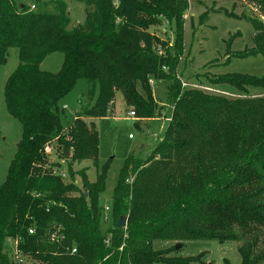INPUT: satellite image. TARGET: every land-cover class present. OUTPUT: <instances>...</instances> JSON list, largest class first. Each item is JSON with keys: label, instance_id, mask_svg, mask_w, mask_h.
I'll list each match as a JSON object with an SVG mask.
<instances>
[{"label": "trees", "instance_id": "obj_1", "mask_svg": "<svg viewBox=\"0 0 264 264\" xmlns=\"http://www.w3.org/2000/svg\"><path fill=\"white\" fill-rule=\"evenodd\" d=\"M77 1L85 5L78 24L65 0H31L34 10L0 0V65L10 48L19 54L5 84L6 105L22 127L0 185V264H15L6 247L10 238H19L21 251L38 264H190L201 257H171L170 250L154 249L157 240L237 241L240 264H264V95L249 91L264 89V76H208L213 85H231L235 98L183 88L177 76L190 2L212 1L210 10L218 11L220 0ZM230 1L252 3L264 17V0ZM247 19L253 46L234 55L264 56V21ZM163 23L174 24V44L150 31ZM57 51L64 54L61 69L42 70V61ZM153 78L168 82L170 124L147 158L123 163L107 226L100 197L111 162L94 182L86 168L74 169L87 160L99 166V133L87 120L108 116L118 92L138 118L161 115ZM80 79L91 85L95 102L66 128L60 102ZM55 168H64L68 179L53 174ZM121 217L127 219L123 228L117 226ZM55 230L62 238L52 242Z\"/></svg>", "mask_w": 264, "mask_h": 264}, {"label": "rangeland", "instance_id": "obj_2", "mask_svg": "<svg viewBox=\"0 0 264 264\" xmlns=\"http://www.w3.org/2000/svg\"><path fill=\"white\" fill-rule=\"evenodd\" d=\"M18 4L30 5L31 0H15ZM71 17L75 23L85 20V5L77 0H65ZM218 11L210 10L212 1L203 4L190 2L184 18V46L180 56L177 76L190 84H199L210 87L202 90L211 95H220L235 98L237 96L231 85H213L208 76L226 74H248L257 77L264 76V56L236 57L234 54L253 46L254 27L247 17L258 18L264 21L254 4L230 0H220L215 4ZM209 11L208 18L200 20L202 14ZM238 16H230L228 13ZM243 15V17H239ZM203 22V23H202ZM150 31L163 40L175 41L174 24L163 23L152 26ZM233 55V56H232ZM64 54L53 52L40 64L44 71L58 72L63 64ZM19 65L17 48H10L7 61L0 65V185L5 181L9 166L16 154L17 146L22 137V127L18 119L8 111L5 99V84L9 76ZM153 99L159 108L164 111L161 115L150 119H141L130 115L133 108L127 106L121 92L116 94L111 104V112L106 117L88 119L99 133V166L91 160L76 163L75 170L87 169L91 182L96 181L101 166L111 162L106 191L100 197L102 206L112 207V194L117 183L119 171L125 160L131 156L147 158L153 149L166 136L167 129L173 114V106L167 104L168 82L160 79L150 81ZM91 85L85 79H80L74 88L61 100V118L63 125L68 128L71 122L80 113V109L89 107L95 102V97L88 95ZM194 88L195 87H189ZM213 89L215 90L214 92ZM251 96L264 95L262 88H250ZM229 94H235L234 96ZM56 157H58L56 155ZM77 183L81 185L80 176ZM109 213L110 226L112 221ZM181 244V248H177ZM240 242L228 241L220 243L214 240H189L181 243L167 240H157L153 243L155 250H170L169 256L179 258H193L201 256L198 261L190 264H240L241 256L238 252ZM9 243L6 244L8 248ZM26 264H38L27 259ZM166 264V263H155Z\"/></svg>", "mask_w": 264, "mask_h": 264}, {"label": "built area", "instance_id": "obj_3", "mask_svg": "<svg viewBox=\"0 0 264 264\" xmlns=\"http://www.w3.org/2000/svg\"><path fill=\"white\" fill-rule=\"evenodd\" d=\"M30 10H34L36 8L34 3H31L29 5ZM182 87L183 88H189V87H195L197 89H204V90H209L211 91L210 87L204 86V85H199V84H190L189 82L183 80L182 81ZM215 90L213 89L212 92H214ZM223 94V93H220ZM228 96H234V94H229L227 93ZM130 115L132 116H136L134 111L130 112ZM46 152L48 154H53V146L52 145H47L46 146ZM56 158L55 156H51V160L54 161ZM62 163H64L62 161ZM53 174L60 176L63 180H67L68 179V174L67 171L64 168H55L53 170ZM111 212V207L110 206H103V222L104 223H108L109 222V213ZM30 234H34L36 232V229L34 227H31L29 229ZM62 238L61 234H60V230H55L53 232H50V240L52 242H57ZM7 243L10 244L9 246V251L10 254L13 257V261L15 262V264H26L27 262V257L25 256V254L21 251V249L19 248V238H15V239H8ZM73 253L76 252V249L72 250Z\"/></svg>", "mask_w": 264, "mask_h": 264}, {"label": "water", "instance_id": "obj_4", "mask_svg": "<svg viewBox=\"0 0 264 264\" xmlns=\"http://www.w3.org/2000/svg\"><path fill=\"white\" fill-rule=\"evenodd\" d=\"M21 7H24V4L21 5ZM126 222H127V219L126 217H121L118 222H117V226L120 227V228H123L126 226ZM182 245L181 244H178L177 248H181Z\"/></svg>", "mask_w": 264, "mask_h": 264}, {"label": "crops", "instance_id": "obj_5", "mask_svg": "<svg viewBox=\"0 0 264 264\" xmlns=\"http://www.w3.org/2000/svg\"><path fill=\"white\" fill-rule=\"evenodd\" d=\"M229 93V92H228ZM232 94V93H231ZM235 95V94H234Z\"/></svg>", "mask_w": 264, "mask_h": 264}]
</instances>
